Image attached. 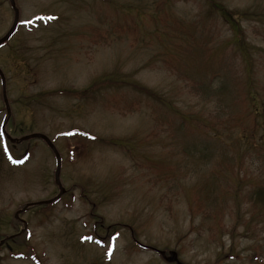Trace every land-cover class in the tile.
<instances>
[{"label":"rangeland","instance_id":"1","mask_svg":"<svg viewBox=\"0 0 264 264\" xmlns=\"http://www.w3.org/2000/svg\"><path fill=\"white\" fill-rule=\"evenodd\" d=\"M14 1L22 23L0 47V239L15 236L0 264H172L155 249L190 264H264V0H222L247 10L244 56L203 0ZM44 14L58 17L35 19ZM13 16L0 0V37ZM107 72L167 105L142 96L125 107L129 87L107 90L109 102L33 96ZM36 131L60 153L65 191L19 215L25 241L14 211L59 191L46 143H18Z\"/></svg>","mask_w":264,"mask_h":264},{"label":"trees","instance_id":"2","mask_svg":"<svg viewBox=\"0 0 264 264\" xmlns=\"http://www.w3.org/2000/svg\"><path fill=\"white\" fill-rule=\"evenodd\" d=\"M205 2V5L207 6V12L216 13L218 16H220L225 24L232 29L233 35L231 36L233 43L235 44L238 52L240 51L241 54L247 55L248 54V48H247V41L244 33V28L240 23V20L245 18L247 15V10H237L234 8H231L226 5V2L222 0H203ZM7 44V43H6ZM239 52V53H240ZM245 58L243 57L242 60ZM252 83H249L247 85L248 91H250V86ZM123 87H129L131 90H133L136 94V96L126 103L125 107H133L132 102H138L139 99L143 96L146 99L155 100L163 105H167V102L165 101V97L161 95L158 91L155 89L148 87L144 84H141L137 82L135 79H131L128 77V75H113V72H107L100 76L94 77L91 82H89L88 85H85L82 88L77 87H58L55 89H50V91H47L45 93L44 91H40L38 93L33 94L35 97V100L45 99V95L48 96L51 95H57L59 93H66L68 96H75L81 100H86V102H96L97 100H101L104 102H109L110 100L107 99V95H105L108 91L107 90H119L116 91L120 92V90ZM106 92V93H105ZM114 93V94H115ZM252 94V93H251ZM249 94V95H251ZM22 104H29V102L25 101L24 96H22ZM26 100H30V97H26ZM119 101L116 99L112 102L113 105H116ZM161 105V106H163ZM29 106V105H27ZM256 112V111H255ZM259 116H262L258 114ZM96 137H93L94 140ZM96 140V139H95ZM123 139L120 137H109L107 138V142L113 146L118 147H124V143H122ZM25 141H22L21 143H24ZM18 143H20L18 141ZM13 147V145H12ZM100 224V220H98ZM118 223V222H117ZM112 223H108V225H112ZM101 225V224H100ZM211 229V228H210ZM24 237L25 233H23ZM131 236L134 239L136 236V232L134 230L131 231ZM27 241V238L26 240ZM136 241V240H135ZM178 252L179 250L176 249ZM226 254H221L218 259H221Z\"/></svg>","mask_w":264,"mask_h":264},{"label":"water","instance_id":"3","mask_svg":"<svg viewBox=\"0 0 264 264\" xmlns=\"http://www.w3.org/2000/svg\"><path fill=\"white\" fill-rule=\"evenodd\" d=\"M9 1H10L11 6L14 9V19H13V22H12L10 28L6 31V33L2 37H0V43H3L11 35V33L15 29V26H16V23H17L18 10H17V8L15 6L14 0H9ZM0 74L2 75L1 70H0ZM2 81L4 83L3 76H2ZM3 97H4L5 104L7 106V102H6L7 100H6L4 88H3ZM31 137H38V138L43 139L46 142V144L50 147V149L54 152L55 157L57 159V166H56V170H55V181L57 182V184L59 186V192L56 195V197H54V198H51V199H48V200L36 201V202H29V203L23 205L19 210H17L15 212V216H17L19 212L23 211L28 205L51 202L52 200H54L55 198H57L63 192V190H64L63 187L61 186L60 181H59L60 156H59V153H58L57 149L55 148L54 144L51 142V140L45 134L40 133V132H34V133L26 134V135L22 136L21 139H27V138H31ZM3 241H4V239H2L0 241V244ZM159 252L162 255H164V251H159ZM165 259L167 261H169V262H174L175 264H185V263H183V262H181V261L178 260L177 253L175 251H173V250L168 251V255L165 256Z\"/></svg>","mask_w":264,"mask_h":264}]
</instances>
